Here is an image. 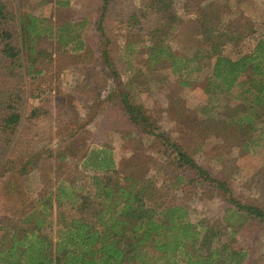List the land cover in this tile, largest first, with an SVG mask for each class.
Returning a JSON list of instances; mask_svg holds the SVG:
<instances>
[{"label":"rangeland","instance_id":"374dc122","mask_svg":"<svg viewBox=\"0 0 264 264\" xmlns=\"http://www.w3.org/2000/svg\"><path fill=\"white\" fill-rule=\"evenodd\" d=\"M68 1V6L57 5L56 0L11 1L13 8L45 20L53 29L64 23L76 26L65 38L67 45L56 38L43 41L46 58L37 66L41 71L37 77L23 75L20 68L8 71L0 66V89L18 91L17 107L23 118L7 153L11 154L13 142L15 157L18 151L39 154L38 165L19 180L20 189L15 186L18 179H12L13 190L23 194L25 212L29 214L45 194H58L60 184L67 187V195H93L92 178L104 172L94 170L92 164L97 152L107 150L114 164V170L107 172L111 180L120 184L133 180L136 186L148 187L152 201L162 206H184L198 229L202 224L219 227L221 240L230 237V242L249 253L247 264H264V230L243 225V217L226 211L227 205L212 188L191 182L193 174L178 167L175 154L160 139L133 127L118 99L106 101L115 84L101 65L95 28L102 2ZM172 1L177 19L194 20L196 0ZM207 1L199 0L201 8ZM213 4L214 12L223 17V28L235 38L222 47L221 54L232 60L251 54L264 40V0H216ZM146 5L147 0H111L107 9L104 30L120 80L128 83L135 74V97L162 130L200 165L227 181L243 203L264 207V141H248V131L235 123L237 116L248 111L241 91L218 87L213 76L215 58L196 56L200 50L207 55L208 50L201 46L192 24L175 27L166 41L187 67L175 72L169 63L151 61L149 32L157 17L142 14ZM35 109L38 115L32 118ZM260 127L257 122L254 135ZM14 207L1 195L0 220ZM57 216L55 208L50 228L54 239Z\"/></svg>","mask_w":264,"mask_h":264},{"label":"trees","instance_id":"16d2710c","mask_svg":"<svg viewBox=\"0 0 264 264\" xmlns=\"http://www.w3.org/2000/svg\"><path fill=\"white\" fill-rule=\"evenodd\" d=\"M11 1L0 0V66L8 71L20 68L23 71L20 73L35 78L41 74L37 66L46 58V51L41 46L43 41L56 38L67 45L65 38L72 35L76 26L64 23L53 29L45 20L13 8ZM101 2L99 18L95 22L101 65L115 84V91L106 101L118 99L133 127L160 139L166 149L175 154L178 167L193 174L191 182L212 188L227 205L226 211L243 217V225L249 223L264 230V207L243 203L227 181L200 165L162 130L135 97V74L128 83L120 80L109 50L110 40L104 30L111 0ZM207 2L209 4L201 8L196 0L192 8L198 7L194 20L182 23L177 19L172 0H147L142 14L157 17L149 32V59L169 63L175 72L187 67L166 41L175 27L192 24L201 37V46L208 50L206 56L203 50L196 56L215 58L213 76L219 81L218 87L240 90L246 102L248 111L237 116L235 123L248 131V141H264V40L257 43L251 54L237 60L224 57L222 47L235 38L223 28V17L214 12L216 0ZM56 4L68 6L69 1L56 0ZM207 6L211 7L209 12L205 10ZM136 21L141 23L139 18ZM6 92L8 101L0 89V196L16 207L0 220V264H247L249 253L230 242V237L221 240L219 227L202 224L198 229L184 206H162L152 201L150 189L136 186L137 182L133 180L123 184L111 180L107 172L114 170V164L107 150L97 152L92 164L94 170L104 172L92 178L93 195H67V187L60 184L56 187L58 194L55 197L53 193L45 194L27 214V206L22 204L23 194L19 193L22 187L19 180L38 165L39 154L18 151L15 157L17 148L13 142L9 146L11 154L7 153L23 118L17 107L18 91L11 88ZM38 111L33 110L31 117H37ZM257 122L261 127L254 135ZM101 154L104 157H99ZM15 178L18 179L15 182L18 191L13 190L12 179ZM3 179L5 182L1 181ZM61 198H65L64 201ZM55 208L58 211L56 239L50 232ZM234 233L233 230L232 236Z\"/></svg>","mask_w":264,"mask_h":264}]
</instances>
